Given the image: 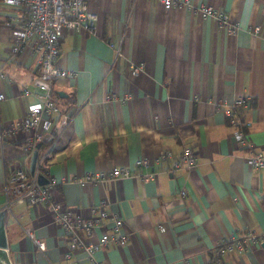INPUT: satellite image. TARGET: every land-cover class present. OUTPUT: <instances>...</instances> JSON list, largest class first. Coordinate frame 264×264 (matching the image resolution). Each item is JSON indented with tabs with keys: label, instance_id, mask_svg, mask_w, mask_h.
Wrapping results in <instances>:
<instances>
[{
	"label": "crops",
	"instance_id": "obj_1",
	"mask_svg": "<svg viewBox=\"0 0 264 264\" xmlns=\"http://www.w3.org/2000/svg\"><path fill=\"white\" fill-rule=\"evenodd\" d=\"M85 1L98 21L94 34L61 32L58 65L74 74L53 82L68 121L46 148L44 166L46 177L60 181L53 199L75 214L90 217L92 208L105 203L107 212L122 218L129 235L126 245L95 251V261L264 264V241L246 253L227 252L218 259L214 254L224 238L249 232L264 237V169L248 167L243 157L249 149L234 142L233 127L219 108L220 102L248 98L235 110L251 122L249 139L264 156V0H189L196 7L229 14L238 24L235 33L198 11L166 10L157 0ZM21 15L17 7L0 0L4 126L20 120L37 102L32 85L36 57L10 53L6 21ZM255 25L260 32L252 35L248 27ZM133 65L141 66L136 75ZM23 89L32 94L22 95ZM127 95L124 102L115 99ZM27 138L19 132L0 144V209L5 204V166L22 158ZM185 147L193 150L197 166L173 169ZM144 158L150 165L135 167ZM125 166L133 172L127 178L99 184L73 180ZM145 173H153V179L144 182L140 175ZM11 212L5 231L12 264L97 263L82 250L65 260L68 241L52 222L48 205L20 203ZM101 223L110 225L106 219ZM27 230L45 243L44 252ZM100 232L97 229L93 242Z\"/></svg>",
	"mask_w": 264,
	"mask_h": 264
},
{
	"label": "built area",
	"instance_id": "obj_2",
	"mask_svg": "<svg viewBox=\"0 0 264 264\" xmlns=\"http://www.w3.org/2000/svg\"><path fill=\"white\" fill-rule=\"evenodd\" d=\"M157 1L166 10L181 7L188 11H198L203 16L211 17L217 26L227 31V33H235L238 30V24L230 18L229 14L211 6L196 7L189 0ZM2 2L17 7L22 12L20 18H9L6 21L11 33V56L14 57L25 52L34 55L38 72L32 80V85L37 90L34 93L37 102L29 108L20 120L7 126L0 123L1 145L19 132L28 134V138L22 144V158L14 160L9 166H5L1 189V193L5 197V204L1 210H4L6 216L10 217L12 216L11 208L15 204L48 205L52 222L59 227L68 241L64 250L65 260H70L77 251L82 250L91 262L96 263L97 261L94 259L95 251L107 246L120 248L126 245L129 235L124 230L120 215L107 212L104 208L105 203H101V205L92 208L90 217H82L53 199L52 192L60 184V181L54 177H47L49 182L41 185L37 179L39 167L46 164L47 147L37 158L33 175L29 172L27 161L35 150L36 144L41 141L45 134L51 135V143L49 144L51 145L68 121V116L61 114L59 98L53 91L54 81L59 78L71 77L74 74L72 71L58 65L61 32L63 29L69 31L84 30L94 34L98 16L88 10L85 0H2ZM248 32L257 35L260 32V27L257 25L249 26ZM262 38L264 40V35ZM114 52L115 57H118L120 47H115ZM140 70V65L131 67V72L134 75ZM4 77L5 75L0 72V78L3 79ZM30 94L32 92L29 89H23L22 95ZM128 98L127 95L122 99H115L124 102ZM2 99H4V95L0 94V100ZM247 100V97L240 96L230 104L220 102L219 108H222L227 123L233 127L231 136L234 142L249 149L248 154L243 157L246 164L250 169L259 171L264 169V156L261 151L255 150L253 142L249 139L248 129L251 122L239 117L235 110L236 107L245 105ZM149 165L150 161L145 158L135 162V167ZM196 166L197 157L189 147H185L173 163V169L186 168L192 170ZM132 173L131 168L128 166L115 167L107 171L90 172L82 179L75 178L73 180L78 183L99 184L112 182L119 178H127ZM140 178L144 182L151 181L153 173L141 174ZM185 194L184 190L180 192L182 197ZM105 219L109 221L110 225L105 226L101 223ZM162 227L159 226V228ZM97 229H101L100 236L93 242L92 238L96 236ZM25 232L36 248L44 252L45 243L35 239L30 231ZM263 241L264 237L257 236L252 232L235 238H224L217 245L218 255L233 251L246 253L255 244H260ZM96 264L102 263L97 262Z\"/></svg>",
	"mask_w": 264,
	"mask_h": 264
},
{
	"label": "water",
	"instance_id": "obj_3",
	"mask_svg": "<svg viewBox=\"0 0 264 264\" xmlns=\"http://www.w3.org/2000/svg\"><path fill=\"white\" fill-rule=\"evenodd\" d=\"M50 139H51V135L45 134L41 139V141H39L36 144L35 150L30 155L28 160V169L30 174L33 175L35 173V167H36L39 150L44 144L48 143ZM37 179L39 184L41 185H45L49 182L47 177L40 172L37 174ZM8 220H10V218L8 217L6 218V212L0 209V264H12L8 252V243H7L6 231H5V224H6L5 222Z\"/></svg>",
	"mask_w": 264,
	"mask_h": 264
},
{
	"label": "trees",
	"instance_id": "obj_4",
	"mask_svg": "<svg viewBox=\"0 0 264 264\" xmlns=\"http://www.w3.org/2000/svg\"><path fill=\"white\" fill-rule=\"evenodd\" d=\"M51 143V141H49L48 143H46V144H44L42 147H41V149H40V151H39V155H38V158L40 157V155L42 154V151L46 148V147H48V145ZM45 160H47V157H45ZM39 172L40 173H42L43 175H45L46 176V172H45V166L44 165H41L40 167H39ZM215 257H216V259H218V248L216 247V250H215Z\"/></svg>",
	"mask_w": 264,
	"mask_h": 264
}]
</instances>
